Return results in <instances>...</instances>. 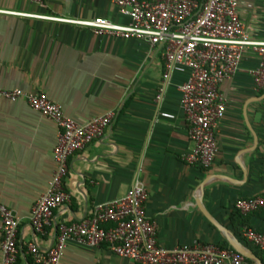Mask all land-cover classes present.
<instances>
[{"label":"crops","instance_id":"obj_1","mask_svg":"<svg viewBox=\"0 0 264 264\" xmlns=\"http://www.w3.org/2000/svg\"><path fill=\"white\" fill-rule=\"evenodd\" d=\"M236 1L248 36L264 40V0ZM95 18L129 23L114 0H0V89L44 94L80 125L115 114L101 138L69 157V202L53 210L41 235L29 218L55 169L57 128L24 99L0 100V201L19 221L16 264H30V245L45 252L61 225L88 218L95 204L122 197L136 179L147 192L145 213L156 224L160 246L198 241L231 248L225 229L254 254L242 231L264 233V210L242 215L234 204L264 195V89L255 87L250 73L258 57L245 50L235 76L219 87L226 112L216 132L217 156L203 169L183 161L193 148L178 90L186 74L174 73L156 104L160 47L95 36L67 22ZM59 264L138 263L105 245L68 242Z\"/></svg>","mask_w":264,"mask_h":264},{"label":"built area","instance_id":"obj_2","mask_svg":"<svg viewBox=\"0 0 264 264\" xmlns=\"http://www.w3.org/2000/svg\"><path fill=\"white\" fill-rule=\"evenodd\" d=\"M114 1L120 14L129 20L128 24L104 18L67 22L87 27L95 36L147 40L151 49L160 47L163 71L154 101L161 103L174 73L186 74L178 90L193 148L183 156V161L210 168L218 153V124L226 112V99L219 87L235 76L243 52L250 49L258 57L257 67L250 72L254 85L264 89V40H252L248 36L239 18L236 0ZM1 99L11 102L24 99L31 109L49 118L57 128L53 149L55 169L29 218L32 228L43 235L53 210L69 202L64 190L69 157L101 138L115 114L108 111L80 125L67 118L62 108L44 94L0 89ZM146 198L143 184L134 180L122 197L95 204L88 218L61 225L53 245L45 252L30 245L31 264H59L68 242L93 248L105 245L114 255L138 264H246L238 252L211 243L194 241L191 245L172 248L160 246L156 224L145 213ZM234 209L242 215L264 210V195L239 199ZM18 224L13 212L0 201V264H16ZM242 237L252 248L264 253V233L245 228Z\"/></svg>","mask_w":264,"mask_h":264},{"label":"water","instance_id":"obj_3","mask_svg":"<svg viewBox=\"0 0 264 264\" xmlns=\"http://www.w3.org/2000/svg\"><path fill=\"white\" fill-rule=\"evenodd\" d=\"M206 215V213H205ZM207 216V215H206ZM208 218V216H207ZM215 226L216 224L212 222ZM229 246L236 252H238L243 258L253 261L255 264H262L259 258H257L248 248L234 238L227 230L221 229Z\"/></svg>","mask_w":264,"mask_h":264},{"label":"trees","instance_id":"obj_4","mask_svg":"<svg viewBox=\"0 0 264 264\" xmlns=\"http://www.w3.org/2000/svg\"><path fill=\"white\" fill-rule=\"evenodd\" d=\"M253 252H254V254L258 257V258H260L261 259V261L263 262V258H262V254H263V252H259V251H257L256 249L254 250L253 249ZM245 261H246V264H253V262L251 261V260H248V259H245ZM30 264H31V262H30Z\"/></svg>","mask_w":264,"mask_h":264}]
</instances>
